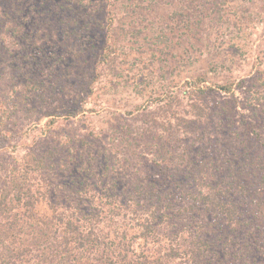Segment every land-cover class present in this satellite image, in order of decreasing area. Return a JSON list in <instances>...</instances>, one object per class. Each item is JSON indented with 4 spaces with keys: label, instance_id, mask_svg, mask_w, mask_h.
Segmentation results:
<instances>
[{
    "label": "rangeland",
    "instance_id": "1",
    "mask_svg": "<svg viewBox=\"0 0 264 264\" xmlns=\"http://www.w3.org/2000/svg\"><path fill=\"white\" fill-rule=\"evenodd\" d=\"M31 6L23 8L25 35L42 37L30 29ZM90 18L74 34L70 25L68 42L36 39V48L5 59L16 56L18 67L0 65V166L20 164L32 149L53 151L61 166L102 150L129 168L178 164L185 152L214 154L221 130L231 121L241 129L242 115L264 124V0H110ZM15 42L6 43L10 52ZM24 86L30 99L18 94Z\"/></svg>",
    "mask_w": 264,
    "mask_h": 264
},
{
    "label": "trees",
    "instance_id": "2",
    "mask_svg": "<svg viewBox=\"0 0 264 264\" xmlns=\"http://www.w3.org/2000/svg\"><path fill=\"white\" fill-rule=\"evenodd\" d=\"M109 1L0 0V65H17L16 56L5 59L36 48V39L68 42L70 25L76 33L73 27L92 23ZM29 5L36 20L30 29L42 37L25 35ZM77 39L72 57L82 60L87 39ZM204 81L197 77L195 86ZM18 94L30 99V87ZM241 122V129L231 121L221 130L214 154L190 159L185 152L189 160L181 155L178 164L149 160L129 168L102 150L91 160L72 154L61 166L53 151L32 149L20 164L0 166V264H264V124L244 115Z\"/></svg>",
    "mask_w": 264,
    "mask_h": 264
}]
</instances>
